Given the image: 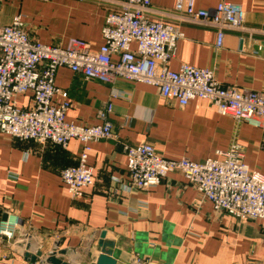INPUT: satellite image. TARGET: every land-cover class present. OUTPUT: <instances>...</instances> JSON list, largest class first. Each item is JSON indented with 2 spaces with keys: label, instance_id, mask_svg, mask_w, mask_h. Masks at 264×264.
<instances>
[{
  "label": "crops",
  "instance_id": "0c3cea01",
  "mask_svg": "<svg viewBox=\"0 0 264 264\" xmlns=\"http://www.w3.org/2000/svg\"><path fill=\"white\" fill-rule=\"evenodd\" d=\"M222 1L243 7L246 29L226 30L221 49L216 29L190 22L176 11L177 0H152L147 16L184 34L170 70L177 72L185 64L213 69L224 88L264 93V0H197L196 9L213 10ZM111 10H121L120 3L0 0V26L21 14L36 42L66 48L71 39H79L98 51ZM56 86L68 94L56 101L71 104L69 123L101 125L99 112L113 105L108 119L117 139L91 144L87 164L94 184L73 200L61 172L80 164V141L63 148L0 132V228L8 220L18 222L14 237L0 235V264H46L52 253L68 264H97L102 233L105 242L114 243L116 264H133L138 257L150 264H264V220L243 222L215 211L179 172L147 192L133 189L125 150L147 143L167 159L203 162L219 159L218 152L238 143L249 168L264 175L262 129L220 115L206 100L182 108L145 84L118 80L107 85L60 68ZM17 101L28 108L31 95ZM38 253L36 263L28 260Z\"/></svg>",
  "mask_w": 264,
  "mask_h": 264
},
{
  "label": "built area",
  "instance_id": "2783aa9c",
  "mask_svg": "<svg viewBox=\"0 0 264 264\" xmlns=\"http://www.w3.org/2000/svg\"><path fill=\"white\" fill-rule=\"evenodd\" d=\"M108 2L115 0H105ZM121 10H111L102 30L103 45L93 51L90 44L71 39L66 48L34 41L26 29L23 16H14L9 25L0 26V132L21 141L67 148L72 140L84 145L80 164L61 172V178L73 200L81 199L94 184L88 166L91 144L116 140L108 115L113 105L99 112L101 125H77L66 121L71 104L67 92L56 86L60 68H68L86 81L113 85L118 80L155 87L162 99L180 107L194 100H206L220 115L247 123L264 132V93L224 88L215 71L183 65L179 71L169 68L175 58L182 30L147 14L152 0H116ZM197 0H177L176 11L190 22L214 27L217 48L224 45L226 30L245 31L246 12L239 4L222 1L213 10L196 9ZM118 60L114 61L113 58ZM31 95L32 103L21 108L17 98ZM114 98L117 94L113 93ZM129 183L137 191L147 192L161 184L170 173H181L214 210L238 221L264 220V175L245 163V150L238 143L218 152L219 159L193 162L171 160L161 156L154 146L142 143L126 147ZM18 222H5L0 235L14 237ZM133 264H150L136 258Z\"/></svg>",
  "mask_w": 264,
  "mask_h": 264
},
{
  "label": "water",
  "instance_id": "95a60500",
  "mask_svg": "<svg viewBox=\"0 0 264 264\" xmlns=\"http://www.w3.org/2000/svg\"><path fill=\"white\" fill-rule=\"evenodd\" d=\"M106 234L102 233L101 240L99 242V246L101 247V254L98 257L97 264H116V260L113 258V242H105ZM66 254V251L60 253V255ZM41 256V253H38L36 256H31L28 260L32 263H36L38 261V257ZM46 264H68L64 262L62 259L58 257L57 253L50 254L45 259Z\"/></svg>",
  "mask_w": 264,
  "mask_h": 264
}]
</instances>
